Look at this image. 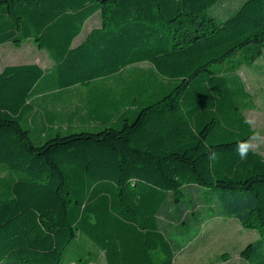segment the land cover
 <instances>
[{"label": "trees", "instance_id": "trees-1", "mask_svg": "<svg viewBox=\"0 0 264 264\" xmlns=\"http://www.w3.org/2000/svg\"><path fill=\"white\" fill-rule=\"evenodd\" d=\"M230 7L0 0V44L31 40L54 62L0 70V264H61L71 251L72 264H173L183 247L168 235L202 192L217 216L264 231V156L238 151L255 134L241 111L251 95L228 65L264 47V0L212 14ZM241 256L264 264V235Z\"/></svg>", "mask_w": 264, "mask_h": 264}, {"label": "rangeland", "instance_id": "rangeland-1", "mask_svg": "<svg viewBox=\"0 0 264 264\" xmlns=\"http://www.w3.org/2000/svg\"><path fill=\"white\" fill-rule=\"evenodd\" d=\"M231 7L219 12L213 10L217 21H222L230 16L239 6L242 0H230ZM220 5V4H219ZM101 24L98 14L88 19L83 26L81 34L75 39L74 45L82 41L88 33ZM36 63L42 68L54 64L50 54L45 49L36 47L31 40L21 44L5 43L0 45V70L6 65ZM240 63L239 75L251 95L247 101V107L243 110L245 117L253 125L254 138H251L248 145L255 151L264 152V47H260L250 58L242 55L234 57V62L228 65ZM224 64H216L211 69L220 70ZM147 64H139V67L146 68ZM77 104V103H76ZM71 119L83 112L79 105L71 106ZM30 137L34 143L42 140L37 131H31ZM197 201L201 202L195 213L190 215L187 222L171 228L169 238L176 245L182 246L173 264H249L242 256V249L250 242L264 235L258 228H246L231 218L217 216L219 203L216 197L208 192H202ZM192 203V202H190ZM70 246L69 248H71ZM80 257V253L74 251L66 254L61 264H72ZM97 264H104L102 258Z\"/></svg>", "mask_w": 264, "mask_h": 264}, {"label": "clouds", "instance_id": "clouds-1", "mask_svg": "<svg viewBox=\"0 0 264 264\" xmlns=\"http://www.w3.org/2000/svg\"><path fill=\"white\" fill-rule=\"evenodd\" d=\"M238 151H239V155L242 159L246 158V155L249 151V145L246 142L240 143L239 147H238Z\"/></svg>", "mask_w": 264, "mask_h": 264}, {"label": "crops", "instance_id": "crops-1", "mask_svg": "<svg viewBox=\"0 0 264 264\" xmlns=\"http://www.w3.org/2000/svg\"><path fill=\"white\" fill-rule=\"evenodd\" d=\"M80 42H81V41H80ZM80 42H79V43H80ZM4 44H5V43H4ZM0 45H1V44H0ZM80 114H82V113H80ZM80 114H79V115H80ZM69 115H71V114H69ZM77 116H78V115H77ZM77 116H76V117H77ZM244 116H245V115H244ZM76 117H74L73 119H71V116H70V121H71V120H74ZM246 119L248 120V118H247V117H246ZM248 121H249V120H248ZM249 123L251 124V122H250V121H249ZM251 126L253 127V125H252V124H251ZM255 136H256V135H255ZM255 136H254V137H255ZM254 137H252V138H254ZM250 139H251V138H250ZM250 139H249V141H250ZM249 141H248V143H249ZM257 152H258V151H257ZM259 153H260L261 155H263V156H264V152H263V153H262V152H259Z\"/></svg>", "mask_w": 264, "mask_h": 264}]
</instances>
